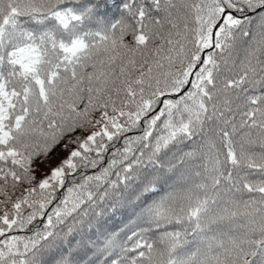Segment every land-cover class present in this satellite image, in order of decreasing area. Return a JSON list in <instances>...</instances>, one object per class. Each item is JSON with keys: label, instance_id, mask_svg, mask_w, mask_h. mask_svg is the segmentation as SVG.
I'll use <instances>...</instances> for the list:
<instances>
[{"label": "snow or ice", "instance_id": "6c2138e0", "mask_svg": "<svg viewBox=\"0 0 264 264\" xmlns=\"http://www.w3.org/2000/svg\"><path fill=\"white\" fill-rule=\"evenodd\" d=\"M0 264H264V0H0Z\"/></svg>", "mask_w": 264, "mask_h": 264}]
</instances>
